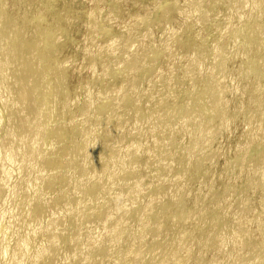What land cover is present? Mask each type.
<instances>
[{"label": "bare ground", "instance_id": "6f19581e", "mask_svg": "<svg viewBox=\"0 0 264 264\" xmlns=\"http://www.w3.org/2000/svg\"><path fill=\"white\" fill-rule=\"evenodd\" d=\"M1 1L2 14L5 0L2 3ZM183 1V4L191 6V12L189 11L190 14L187 15L185 23L178 33L174 31L165 33L164 31L173 21L168 20L167 16L172 12L180 14V12L183 13L182 10H185V8L181 10L180 7L178 9V5L175 7L173 0L169 6H165L161 10L159 18L157 15H145L139 18L138 22L136 21L135 25L138 24L144 32H137V35L144 34L142 39L139 38L142 41L137 42L136 39L138 40L140 36H135V39L132 35L134 39L127 40L129 42L123 44L122 36L120 40L117 39L119 37L114 36L116 39L113 37L107 46L104 45L107 48L106 57L114 58V60L110 59L112 62H109L112 65L102 68L101 77L122 82L117 90H112L107 86V88H100L99 94H96L98 95L97 101L92 97L91 99L94 100L92 102L93 100L88 97L87 84L82 89L79 87L85 97L75 106L77 112L75 114L71 113L70 108H67L68 98L64 99L63 109H61L62 116L70 113V119L66 125L72 128L79 137L81 135L82 142L73 145L72 141L71 148L62 149L64 140L62 125L64 124L60 125L62 128L59 127L60 129L55 132L53 130V133L50 134L52 141L50 146L48 145L50 147L48 154L52 160L44 161L41 166H38L39 169L34 172L37 173V176L35 175L37 181L33 179L34 182L32 181V184L30 182L34 189L37 188L35 192L32 188L36 193L35 196L30 191L32 193L30 199L33 196L35 198L34 202L30 203L31 207L33 206V208L30 207L31 214L26 222H24V219L26 220L24 215V218L17 221L22 224L20 232H16L18 230L16 227L20 224L18 225L14 221L19 217L17 215L19 211L16 213L18 217L14 218L11 214L10 218L14 219L10 220L11 223H7L8 230L12 229L11 234L12 236L17 235V239L14 243L12 241V248L9 246L8 252H11L7 256L6 264H264V0H248L255 11V18L250 24L246 23L249 25V35L245 38L244 48L250 50L248 51L251 58L250 60L246 59V63L250 68L247 69L249 71L253 69L254 74L248 77L250 79H247L246 76L244 92L247 95L248 107L234 109L233 114L242 113L245 115L246 131L243 138L241 136L242 139L236 143L235 150L236 147L239 150L234 152L232 157L228 155V150L224 145L219 142L222 132L228 130L229 126L231 128L235 119L229 112L226 100V94H229L230 89L226 87L225 82L230 77L225 72L223 54L219 49L212 52L213 61L210 62L207 72L202 78H199L198 73L202 69L204 70L205 55L194 57L196 59L193 58L186 65L180 66L183 71L182 77L175 79L173 76L175 73L167 75L160 73L156 80L148 81V89L141 88L150 76L149 74L153 70L155 71L156 65L159 66L161 60L169 59L170 53L167 52L169 49L177 51L197 45V42L194 43L196 37L191 35L192 28L197 26L198 31L205 29L206 23L210 22L211 15L217 11L219 6L224 5L227 14L225 18H222L224 26L219 32L217 31L218 35L214 42L219 41V38L222 39L221 37L228 33L235 35V31L238 29L240 33V27L230 32L227 30V26L232 20L238 22L239 26L243 25L240 21L241 11L238 14L234 12L238 8L246 7L248 5L246 0H237L238 2L236 0ZM44 11H51V9L46 7ZM61 12L68 16L71 13V8L66 6ZM4 13L6 12L4 11ZM111 13L119 19H123L122 17L125 16L122 5L118 3L111 8ZM182 15L184 16V14ZM56 16L54 15L52 18L49 28L41 26L44 18L41 20L42 18L39 16L28 13L21 18H14L12 21L9 18H2V20L0 17L2 28H6L5 33H1L4 37L7 35L6 38H3L5 41L0 40L2 41L0 47L3 46L0 51V75L2 78L0 94L2 97L5 96L3 101L7 100L5 105L7 123H12V132L9 133L7 130L0 141L2 150L0 156V203H4L3 193L14 175L13 165L19 164L17 168L13 169L16 171L18 169V172L23 171L24 173L22 172L21 175L24 174L26 177L29 172L25 175V171H30L35 166L39 151L44 148L45 141L43 140L45 138L43 139V135L47 133L46 123L50 114L44 108V112L48 115L45 114L46 116L44 115L42 118L40 115L42 107L40 106L45 103L46 89L50 85L47 80V69L51 66H48L47 62L54 54L63 50L66 28L69 23V18H61V14H56ZM91 17L92 15L88 22L89 25L97 26L96 16L94 19ZM115 18L111 20L113 21ZM159 19L167 20L162 26L167 39L163 40L162 45L160 44L161 47L158 44V48L155 43L156 46L149 40L152 35L153 23ZM30 26H33L31 30ZM101 27L103 26L101 25ZM170 27L167 28L169 31ZM135 28H132L131 31H135ZM99 30L101 31L102 28ZM102 31L104 34V30ZM107 32L108 29L104 36L108 37L109 33L107 35ZM58 35L62 37V43L56 46L55 41H57ZM13 37L16 41L11 43L9 40H12ZM180 39L183 41L179 42ZM7 42L11 44L8 45ZM90 45L92 47L93 44ZM120 45L122 48L119 50ZM130 49L143 61L144 64L142 63L141 67L139 66L140 62L137 61L139 59H136L131 54L132 52L128 54L127 50ZM195 51L198 52V50ZM100 54L96 51L91 53L88 60L90 70L95 68V59L99 58ZM68 61L65 59L58 63L54 59L56 70L53 69L52 72L55 75L65 73L63 66L69 65L70 61L69 63ZM175 64H173L174 68L177 67ZM243 65L245 62L240 66L239 72L245 71ZM248 70L246 73L250 74L251 72ZM170 71L172 72V70ZM95 72H92V75ZM134 72L137 73L136 76H132ZM58 80H56L57 85L59 84ZM54 87L57 86L54 85ZM36 94H39V97ZM47 94L49 95V93ZM57 94L54 92L53 97ZM37 97L38 101L35 103ZM172 99L179 101L170 110L169 102ZM202 101L205 102L206 109L203 112L204 115L200 116L203 117L201 120L203 125L200 124L201 122L199 123L201 118L196 115L197 110L202 111V105H200L203 104ZM2 104L4 105V103ZM252 104L254 110L251 111ZM92 105H95L97 109L95 125L90 130L87 129L83 132L78 127L80 125L78 121L89 117L88 112H90V108H93ZM128 125L133 126L132 131L128 130ZM183 136L188 137L187 144H182L177 140L178 137L184 138ZM149 139L153 142L150 147L147 145ZM126 141V145H123ZM195 149L197 150L195 158L189 160L187 154L192 153ZM122 153L125 155L121 156L123 158L118 163L116 159ZM159 155L164 158L163 163ZM43 156L45 155L43 154ZM221 157L223 163L218 165L217 160ZM41 158L39 157L40 161L44 157ZM16 160L19 161L18 164ZM187 160H192V162ZM230 161L237 169L238 174L236 175L241 181L232 184L229 188L226 186L227 188L221 194H217L216 179L222 178L225 172L228 173L229 168L227 169V167L231 165H227V163ZM155 162H158L157 168ZM6 164L10 165V168H5ZM153 164V168L156 169L151 168ZM138 168H143V173L138 172ZM245 172L248 177L246 176L247 178L244 180L242 177ZM169 173L171 175H168ZM19 174L17 173V175ZM167 177H169L168 181L164 182ZM56 180L58 183H55V185L57 184L55 186ZM25 182L31 187L27 181ZM146 182L152 183L146 185ZM24 187L27 189H23V192L26 193L28 190L26 194L29 196V188L25 185ZM24 187L21 186V188ZM19 189L11 193L10 201L13 202L18 196L21 208L27 209L26 205H29L27 201L30 199L27 198L29 200L26 201V194L20 193ZM167 191L168 194L172 191V195L169 194L170 197L167 196ZM124 197H126L125 201ZM93 200L96 201L95 204H90V207L88 205L89 208L85 213L83 210L82 214L79 209L87 205L88 202L94 203ZM139 200H146V205L141 206L140 204L139 206L136 203ZM204 201H207V206L204 203L206 208L203 209L201 205ZM200 206L202 210L199 209ZM113 208H115L114 211H112ZM64 211L63 216L61 212ZM114 212H120L119 217L114 216ZM106 215L109 217L107 218ZM105 218L111 219L107 222L108 220ZM121 221L123 224H120ZM127 222L131 225V232L124 226ZM69 224L75 227L74 231L69 233L70 235L68 232L66 233V227ZM99 225L103 226L101 230L107 232V236L109 233L111 234L109 240L107 236L104 238L105 241L106 239L109 241V243L105 242L108 243L106 246L99 242L102 245L100 246L97 243L98 240L93 241L98 239L95 236V230L100 231ZM91 230L94 232L92 233ZM6 236L8 237V233ZM5 240L0 238V259L4 257L5 252L8 253L7 248H3L7 245L6 243H9L6 242L4 245ZM64 241L68 246L65 245L66 248L59 247L65 249L57 251L55 245L61 246L60 243H64ZM146 241L149 242L148 245H144L147 243ZM96 245L100 247L94 250L96 256L90 255L94 256L91 257L90 263L79 257L87 248L92 251ZM124 246L126 248L123 249ZM147 255L149 258L146 257ZM83 257L86 258L85 255Z\"/></svg>", "mask_w": 264, "mask_h": 264}, {"label": "rangeland", "instance_id": "374dc122", "mask_svg": "<svg viewBox=\"0 0 264 264\" xmlns=\"http://www.w3.org/2000/svg\"><path fill=\"white\" fill-rule=\"evenodd\" d=\"M3 1V0H2ZM2 1H1V3H2ZM102 1V2H101ZM119 0H5V2H4V6L6 7H3L4 8V10H3V13L1 14V10H0V17H1V19L3 18H9L10 19V21H12L14 18H21L24 14H26V13H28V14H32V15H35V16H39L40 18H42L41 20H43V18H44V20H43V22H42V24H41V26L42 27H44V28H49L50 26H51V24H52V18L54 17V15L56 16V14H61V18H69V23L67 24L68 25V27L66 28L67 30H66V33H65V45H64V47H63V50H61V51H59L58 52V54H54V56L53 57H51L49 60H48V62H47V65L48 66H51V67H48L49 69H51V70H49V69H47V80H48V82H49V87L47 86V89H46V92L47 93H49V95L46 93V96H47V98L45 99V103H43L40 107H42L41 108V112H42V114L40 113V115H41V117L43 118L44 117V115L46 114V112H44V110L45 111H47V113L48 114H50L49 115V118H48V120H50V121H48L47 120V125H46V132L47 133H44V135H43V141H45L44 142V148L42 149V150H40L39 152V155H38V157H37V162L40 164H38L37 162H36V164H35V166L37 167V168H32V169H30V171H25V175H26V177L24 176V174H22L21 175V173L23 172H18V169H17V171L16 170H14L13 168H17V166L19 165L18 163H19V159L18 160H16V162H17V166H14L13 165V167H12V170H13V172H14V175H13V177L11 178L12 180H11V182H9V184L7 185V187H6V189H5V191H4V193H3V196L2 197H4L5 198V200H4V203L2 202V203H0V238L2 237V238H4V240H5V237H7L6 236V234L8 233V237H7V239L5 240V242H4V245H6L5 247H3L4 249H6L7 250V252H8V250H10L9 248L11 247L12 248V246H11V243H12V241H13V243L15 242V240L17 239V235H13L12 236V234H11V231H12V229L9 231L8 230V228H7V226H8V224L9 223H11L10 222V220H13L14 218H16V217H18V218H16L17 220H15L14 219V221L16 222V224H20L18 227H16V229H20L19 231L17 230L16 232H20L21 231V229H22V227H21V222L20 223H18L17 221H19L20 220V218H24V216H25V218H26V220L24 219V222H26L27 220H28V217L30 216V212H31V210L32 209H30V207H31V205L32 204H30L31 202L33 203L34 202V200H35V198H34V196H35V194L36 193H34L35 191H36V189L37 188H35L34 189V187H32L31 186V184H32V181L34 182V180L35 181H37V178H36V176H37V173H34L35 171H37L38 169H39V167L38 166H41L42 165V163L44 162V161H48L49 159H51L52 160V158H50V156H49V151H50V149H48V148H50L49 146V144L51 143V136H50V134L51 133H53L52 131L54 130V132H55V130H57V129H60V128H62V126L64 127V128H62V129H64V140H63V144H62V146H61V148L62 149H67V148H71V144L73 143V145H75V144H80L82 141H81V135H80V137H79V135H77V134H75L74 132H73V130H72V128H70L69 126H67L66 125V123H68L69 122V119H70V113L68 114H66V116L64 115V116H62L63 115V113H62V110L61 109H63L62 108V105H63V103H64V99L65 98H68V100H69V104H68V106H67V108L69 109L70 108V110L72 111L71 113H73V114H75V113H77L76 112V105H78L83 99H84V94L81 92V89H82V87L83 86H85V84H87L86 86H87V88H88V92H89V95H88V97L91 99L92 97L97 101V99H98V95H96L97 93H98V91H100L101 89H103V88H110V89H112V90H117L118 89V87H119V85L122 83V82H120L119 80H116V81H111V80H109V79H107V78H105V79H103L101 76H102V73H103V67H105V66H108V65H112V61L114 60V58H110V59H112V61L109 59V58H107L106 57V52H107V48L104 46V45H108L110 42H111V40L113 39V37L115 36L116 38L117 37H119V38H117L118 40H120V38H121V36H122V38H121V40L123 39V41H121L123 44L124 43H127V42H129V41H127V40H131L132 38L134 39V37L136 36V37H138V36H140V37H138V40L136 39V37H135V39H136V41L137 42H139V40L140 39H142L143 37L142 36H144V34L143 35H139V34H141V33H144L142 30H141V27H139L138 26V24L137 25H135L136 24V21L139 19V18H142V17H144L145 15H150V16H152V15H157V18H159V16H160V12H161V10L165 7V6H169L170 5V2L171 1H173V0H120L119 2H118ZM175 2V7H177L176 5H178V9H180L181 8V10L182 9H184L185 8V10H182L183 11V13L182 12H180V14L178 13V12H172L171 14H169L168 16H167V18H169L168 20H173V21H171V27H170V24L168 25V27H166L165 28V33L167 32V33H169V32H176V33H178L179 31H180V29H181V26H183L184 25V23H185V19H186V17H187V15H189L190 14V12H191V6H189V5H187V4H183L184 3V1L183 0H174ZM190 1H193V0H190ZM237 1V0H236ZM101 2V3H100ZM238 2V1H237ZM246 2H248V5L245 7V6H243L244 8H238V10H235V12L234 13H236V14H238L240 11V14H241V19H240V21H242V23L241 24H243V25H241V26H239L240 24H238V22H236V21H234V20H232L229 24H228V26H227V30L228 31H230V32H233V31H235L236 29H238L239 27H240V33L238 32V30H236L235 31V35H234V33L233 34H231V33H228V34H226V35H223L221 38L222 39H218L219 41H217V42H214L215 41V37H217V35H218V32L221 30V28L224 26V23L222 22V18H225V16H226V14H227V10H226V8L224 7V5H221V6H219L218 8H217V11H215V13H213L212 15H211V20H210V22H207L206 23V26L207 27H205V29H203V30H200V31H198V27L196 26L195 28H192V30H191V35H194V37H196L195 39H194V43H196L197 42V45L195 46L196 47V49H195V47H191V48H188V49H178L177 51L176 50H172V49H169L167 52H169L168 54L170 55V57L168 56V58L169 59H167V60H161V63H160V65L158 66V65H156V69H155V71L153 70L151 73L152 74H154V75H152L151 73L149 74L150 76L148 77L149 78V80H148V78H147V80L144 82V85L142 84V89H148V84L147 83H149L150 81H154V80H156L158 77H159V75H160V73H162L163 75H167V74H173V73H175V74H173V76L175 77V79H178V78H180V77H182V73H183V71H182V69H180V66H184V65H186L191 59L193 60V58L194 57H198V56H204L205 55V66H204V70L202 69L199 73H198V75H199V78H202L205 74H206V70H207V67L209 66V64H210V62H212L213 61V57L211 56L212 55V52H214V50H216V49H219L220 51H221V53L223 54L222 55V60L224 61V63H225V72L226 73H228L229 74V77L230 78H228L227 80H226V87H228V89H230V91L228 92L229 94H226V100H227V104H228V106H229V112H230V114H233L234 113V109L235 108H241V107H248V105H247V95L245 94V92H244V87H245V85H246V76H247V79H250V78H248V77H251L250 75H253L254 73L252 72V71H254L252 68V71L250 70H248V69H250L249 68V66L247 65V60H250V58H251V56H250V50L248 51L247 49H245L244 48V44H245V38H247L246 36H248L249 35V25L248 24H246L247 22L250 24V22H252V20L255 18V11L253 10V7H252V5L249 3V1L248 0H246ZM112 3V4H111ZM121 4L122 5V7H123V9H124V11H125V16L124 17H122L123 19H119V18H115L113 15H111L112 13H111V8L115 5V4ZM157 3V4H156ZM137 5V6H136ZM160 5V6H159ZM182 5V6H181ZM183 5H186V6H183ZM66 6H69L70 8H71V13L68 15V16H66V15H64V13L63 12H61V11H63V8H65ZM46 7H50V9H51V11H44V10H46ZM180 7V8H179ZM0 8H1V6H0ZM157 8V9H156ZM29 9V10H28ZM159 9V10H158ZM190 9V10H189ZM240 9V10H239ZM158 10V11H157ZM4 11L6 12V13H4ZM94 11V12H93ZM157 11V12H156ZM190 11V12H189ZM30 12V13H29ZM40 12V13H39ZM100 12V13H99ZM102 12V13H101ZM150 12V13H149ZM250 12V13H249ZM89 13H91V14H89ZM93 13H94V15H93ZM188 13V14H187ZM42 16H41V15ZM182 14H184V16L182 15ZM7 15V16H6ZM89 15V16H88ZM92 15V17H93V19L95 18V16H96V18H95V21L97 20V22L99 21L100 23L98 24L97 22H96V24H97V26H95L94 25V27L92 26V25H89V23L88 22H90L89 20H90V16ZM111 15V16H110ZM250 15V16H249ZM108 16V17H107ZM197 16H198V14H197ZM196 16V17H197ZM244 16V17H243ZM57 17V16H56ZM91 17V18H92ZM219 17V18H218ZM12 18V19H11ZM100 18V19H99ZM115 18V20H111V19H114ZM166 18V17H165ZM0 19V40H3V38H6L7 37V35H5L6 37H4L3 36V34L5 33V29L6 28H2V20ZM103 19H105L104 21H103ZM244 19V20H243ZM72 20V21H71ZM111 21V22H110ZM134 21V22H133ZM166 21L167 20H165V19H159L158 21H154V23H153V28H152V30H151V39L149 40V41H151V43H153V45H154V43L157 45H154V46H156V47H158L160 44L162 45V42H163V40H165V38L167 37V35L166 34H164L163 33V30H162V26H164V24L166 23ZM109 22V23H108ZM138 22V21H137ZM244 22H245V24H244ZM126 24H128L129 25V28H128V25H126ZM133 24V25H132ZM66 25V26H67ZM100 25V26H99ZM101 25L103 26V27H101ZM111 25V26H110ZM214 25V26H213ZM234 25V26H233ZM248 25V26H247ZM90 26V27H89ZM135 26H136V28H135ZM96 27V28H95ZM99 27V28H98ZM170 27V31L167 29V28H169ZM216 27V28H215ZM237 27V28H236ZM33 28V26H30V30ZM91 28H93V29H91ZM100 28H102V30H104V34H103V31L101 30H99ZM132 28H135V31H131L132 30ZM218 28V29H217ZM242 28V29H241ZM4 29V30H3ZM107 29H108V32H107V35H108V33H109V35H108V37L107 36H104L105 35V32L107 31ZM171 29H173L172 31H171ZM3 30V31H2ZM106 30V31H105ZM88 31V32H87ZM204 31H205V33H204ZM218 31V32H217ZM1 32H3V34L1 33ZM137 32H141V33H139L138 35H137ZM92 33V34H91ZM132 33H134V34H132ZM163 33V34H162ZM197 33H199L198 34V36H197ZM217 33V34H216ZM237 33V34H236ZM247 33V34H246ZM99 34H101V35H99ZM103 34V35H102ZM123 34V35H122ZM136 34V35H135ZM94 35V36H93ZM132 35H134V37L132 36ZM160 35H165V36H163L164 37V39L162 38V36L160 37ZM3 36V37H2ZM124 36V37H123ZM231 36H232V38H231ZM236 36V37H235ZM243 36V37H242ZM91 37H93L92 39H91ZM114 37V38H115ZM128 37H129V39H128ZM142 37V38H141ZM155 37V38H154ZM206 37V38H205ZM242 37V38H241ZM115 38V39H116ZM140 38V39H139ZM205 38V39H204ZM231 38V39H230ZM14 39V40H13ZM97 39V40H96ZM100 39V40H99ZM153 39V40H152ZM167 39V38H166ZM200 39V40H199ZM235 39V40H234ZM238 39H239V41H238ZM9 40V39H8ZM7 40V41H8ZM56 40L57 41H55V45L57 46V45H59L60 43H62V37L60 36V35H58L57 36V38H56ZM204 40V41H203ZM244 40V41H243ZM3 41H5V40H3ZM11 43H14L16 40H15V37H13L12 38V40H9ZM13 41V42H12ZM140 41H142V40H140ZM147 41V40H146ZM148 41V42H149ZM183 41V39H180V41L179 42H182ZM10 42H7V43H9L8 45H10L11 43ZM57 42V43H56ZM93 44L92 45V47H91V45L90 44ZM243 43V45H241ZM0 44H2V41H0ZM96 44V45H95ZM159 44V45H158ZM211 44V45H210ZM161 45L159 46V47H161ZM213 45V46H212ZM233 45V46H232ZM97 48H96V47ZM1 47H3L2 45H1ZM0 47V51L2 50V48ZM85 47V48H84ZM86 47H87V49H88V51H86L87 49H86ZM90 47H91V49H90ZM134 47V46H133ZM136 47V46H135ZM158 47V48H159ZM104 48V49H103ZM122 48V45H120L119 46V50ZM238 48V49H237ZM102 49H103V51H102ZM132 49V51H133V48H131ZM131 49L128 51L127 50V52H128V54H130V52H132L131 51ZM227 49V50H226ZM84 50H85V52H88L87 54L84 52ZM118 50V51H119ZM195 50H198V52L197 51H195ZM208 50H209V52H208ZM226 50V51H225ZM93 51L95 52H100L101 54H100V56H99V58L97 57L96 59H95V62H94V69L96 70V72H95V70L94 69H92V70H90V67H89V65H88V60H89V58H90V55H91V53H93ZM194 51V52H193ZM91 52V53H90ZM175 52V53H174ZM201 52H202V54H201ZM204 53V54H203ZM231 53V54H230ZM85 54V55H84ZM131 54H133L134 55V52H132ZM196 54H198V55H196ZM208 55V57L206 58V56ZM135 56V58L137 59H139V56L138 55H134ZM137 56V57H136ZM181 56V57H180ZM250 56V57H249ZM180 57V58H179ZM196 58H194V59H196ZM249 58V59H248ZM54 59H56L57 61H58V63H60V62H62V61H64L65 59H68L69 61H70V63H69V61H68V63H69V65L67 66H63V72H65V73H63L62 75L60 74V75H55L52 71H53V69H55V67H54V65H55V63H54ZM182 59H183V61H182ZM186 59V60H185ZM210 59V60H209ZM232 59V60H231ZM247 59V60H246ZM179 60V61H178ZM207 60V61H206ZM252 60V59H251ZM85 61V62H84ZM109 61H111V62H109ZM138 62H140L139 64H141V65H139L140 67L144 64L143 63V61L141 60V59H139V60H137ZM180 62V63H179ZM227 62V63H226ZM244 62H245V65H243V67H245V68H243V70H245L244 72H239L238 70H239V68H240V66L242 65V64H244ZM143 63V64H142ZM174 63H176L175 64V66L177 65V67L176 68H174L173 66V64ZM242 63V64H241ZM171 67H173L172 69H171ZM179 67V68H178ZM67 68V69H66ZM103 68V69H102ZM159 70H158V69ZM248 68V69H247ZM175 69V70H174ZM56 70V69H55ZM170 70H172V72L170 71ZM236 70V71H235ZM247 70L249 71V72H251L250 74L249 73H246L247 72ZM95 72V74L93 73V75H92V72ZM156 71H159V73H156ZM137 72V71H136ZM155 72V73H154ZM239 74H238V73ZM135 73V72H134ZM132 74V76L134 75V76H136L137 75V73H135V74ZM65 74V75H64ZM177 74V75H176ZM248 74H249V76H248ZM95 75V76H94ZM100 77H99V76ZM202 75V76H201ZM99 77V81H98V78ZM151 77H152V79H151ZM236 77H238V78H236ZM102 78V79H101ZM57 79H59L58 80V82H59V84L57 85L56 84V80ZM0 80H2V78H1V75H0ZM96 80V81H95ZM101 80V81H100ZM104 80V81H103ZM51 81V82H50ZM149 81V82H148ZM5 83V82H4ZM4 83H2V84H4ZM103 83V84H102ZM0 84H1V82H0ZM108 84H109V86H108ZM5 85V84H4ZM4 85H2V86H4ZM54 85L55 86H57V87H54ZM107 86V87H106ZM60 87V88H59ZM81 89H80V88ZM55 88V89H54ZM101 88V89H100ZM55 91H54V90ZM67 89V90H66ZM100 89V90H99ZM238 90V91H237ZM48 91H50V92H48ZM58 91V92H57ZM233 91V92H232ZM42 92H43V89L41 90V94H42ZM54 92H56V93H58L56 96H54L53 97V94H54ZM232 94H231V93ZM244 92V93H243ZM90 94H92V95H90ZM99 94V93H98ZM38 97H39V94H36ZM35 95V96H36ZM241 95V96H240ZM245 96V97H244ZM38 97L36 98V101H35V103L38 101L37 99H38ZM58 97V98H57ZM77 97V98H76ZM3 98V99H2ZM52 98H55V99H53L52 100ZM2 99V100H1ZM6 99H7V96H6ZM57 99V100H56ZM243 99V100H242ZM3 100H5V96H1V94H0V114H1V119H0V141H1V137L3 136V134L4 133H6V131L8 130L9 131V133H11L12 131V123L11 122H8L7 123V109H6V102H7V100L6 101H3ZM91 100H93V99H91ZM73 101H74V103H73ZM178 99H172L170 102H169V109L171 110L173 107H175V105L176 104H178ZM241 101V102H240ZM92 102H94V100L92 101ZM203 102V101H202ZM201 102V103H202ZM2 103H4V105L2 104ZM48 104V105H47ZM57 104V105H56ZM59 104V105H58ZM73 104V105H72ZM205 102H203V104H200V105H202V107H201V110L202 111H198L197 110V112H196V115H198L197 117H200L201 115L203 116L204 115V110L206 111V109H205ZM5 108H4V107ZM45 106V107H44ZM235 106V107H234ZM92 107L93 108H90L89 109V111L90 112H88V115H89V117L87 116V118L86 119H81L80 120V118L78 119V120H80V121H78L79 122V124L80 125H78V127H79V129L82 131L83 130V132L84 131H86L87 129H91L94 125H95V121H96V113H97V109H96V106L95 105H92ZM234 107V108H233ZM3 108V109H2ZM45 108V109H44ZM54 109V110H53ZM50 110V111H49ZM92 110V111H91ZM250 110L252 111V110H254V106H253V104L251 105V107H250ZM6 111V112H5ZM55 111V112H54ZM44 112V113H43ZM199 112V113H198ZM232 112V113H231ZM6 113V114H5ZM198 113V114H197ZM3 114V115H2ZM48 114H46V115H48ZM52 114V115H51ZM205 114H206V112H205ZM45 115V116H46ZM238 115V116H237ZM237 115H235V114H233V117H235V119H234V122L232 123V125H231V128H230V126H229V128H228V130H225V131H223L221 134H222V136L221 137H219V142L220 143H222V145H224V147L228 150V155H230L231 157L234 155V152H237V150H239V148L238 147H236V150H235V145H236V143L240 140V139H242L243 138V136H244V132L246 131L245 129H246V123L244 122V118H245V115H243L242 113H240V114H237ZM6 116V117H5ZM53 116V117H52ZM57 116V117H56ZM6 119H5V118ZM60 117V118H59ZM53 118V119H52ZM63 118V119H62ZM201 118V117H200ZM203 118V117H202ZM202 118L200 119V121H199V123L201 122V120H202ZM238 118V119H237ZM59 120V121H58ZM86 120V121H85ZM89 120V121H88ZM65 121V122H64ZM49 122V123H48ZM60 122V123H59ZM6 123V124H5ZM171 123H173L172 122V120H171ZM61 124H64V125H62V126H60ZM86 124H87V126H86ZM91 124V125H90ZM200 124H202L203 125V122H201ZM66 125V126H65ZM202 125H200V126H202ZM81 126V127H80ZM5 127V128H4ZM60 127V128H59ZM85 127V128H84ZM133 126L132 125H128L127 126V128H128V130H131L132 131V128ZM67 128V129H66ZM204 128V127H203ZM203 128H202V130H203ZM4 130V131H3ZM11 131V132H10ZM229 132V133H228ZM241 136H242V138H241ZM184 138H177V140L180 142V143H182V144H187V142H188V137L186 136H183ZM73 141V142H72ZM80 141V142H79ZM72 142V143H71ZM126 143H127V141L123 144V145H126ZM49 145V146H48ZM147 145L150 147V146H152L153 145V142H152V140L151 139H149V141L147 142ZM213 146H215V144H213ZM238 148V149H237ZM231 149V150H230ZM240 149H241V147H240ZM2 150L0 149V156L2 155V152H1ZM42 151V152H41ZM195 151H197L196 149L194 150V151H192V153H190V154H187V155H189V156H187V158H189V160L190 159H193V158H195V154H196V152ZM230 151V152H229ZM193 152H194V154H193ZM239 152V151H238ZM225 153V152H224ZM43 154L46 156H43ZM123 155V157H124V153H122L120 156H118V158L116 159V160H118L117 162L119 163V161L120 160H122V158H121V156ZM45 158V160H44V158ZM160 156V155H159ZM39 157L43 160H41L40 161V159H39ZM161 157V156H160ZM192 157V158H191ZM120 158V159H119ZM47 159V160H46ZM162 159V160H161ZM160 160L162 161V163H163V160H164V158L163 157H161L160 158ZM159 160V161H160ZM189 160H187L188 162H192V160L191 161H189ZM161 161L159 162V163H161ZM121 162V161H120ZM217 163H218V165H222V163H223V158L221 157V158H219L218 160H217ZM232 162L230 161V162H228L227 163V165H231V166H228L227 167V169H228V173H224V175H222V178H219L218 177V179H216V182H215V184H216V192H217V194H221L223 191H224V189H226L227 187L229 188L232 184H236V183H240V178H238L237 177V175L236 174H238V172H237V169L233 166V164H231ZM155 165L156 164H158V162H155L154 163ZM154 164L153 165H151L152 167L151 168H153V166H154ZM156 168L158 167V165H156L155 166ZM154 167V168H155ZM235 168V169H233V168ZM5 168H10V165H8V164H6V166H5ZM153 168V169H154ZM155 168V169H156ZM34 169V170H33ZM232 169V170H231ZM33 170V171H32ZM138 172H140V173H143V168H138ZM16 171V172H15ZM32 171V172H31ZM17 173H20L19 175H17ZM24 173V172H23ZM171 173V172H170ZM168 174V175H171V174ZM247 174V172H245L244 173V175H243V177H242V179H246L248 176L246 175ZM36 175V176H35ZM232 175V176H231ZM20 176H21V178H20ZM31 177V178H29V177ZM236 176V177H235ZM247 176V177H246ZM24 177H25V179H24ZM28 179V180H27ZM34 179V180H33ZM168 179H169V177H167V178H165V180H164V178H163V180H164V182H167L168 181ZM14 180V181H13ZM25 181H27L29 184H30V182H31V184H30V186L31 187H29L28 186V184L25 182ZM57 181V180H56ZM58 181H59V179H58ZM58 181L57 182H54V185H55V183H58ZM26 183V184H25ZM152 183V182H151ZM150 182H146V185H149V184H151ZM181 183H183V182H181ZM24 185L26 186V187H28L29 188V196L26 194V193H28V190H27V192L25 193V192H23V189H27V188H25L24 187ZM57 185V184H56ZM55 185V186H56ZM13 186V187H12ZM21 186H23L24 188H21ZM55 186H54V188H55ZM227 186V187H226ZM22 189V190H20V189ZM34 189V192H33V189ZM12 189V190H11ZM19 189V191H20V193H24V194H26V201L27 200H29L31 197H32V193H33V200L32 199H30L29 201H27V203H29V205H26V207H27V209L26 208H21V206H20V203L19 202H21V201H19V197L17 196L16 197V200L14 199L13 200V202H11L10 200V197H12V192L14 191V190H18ZM106 190H107V188H106ZM19 191H18V193H19ZM22 191V192H21ZM32 193H31V192ZM173 191V190H172ZM172 191L169 193V194H171L172 195ZM7 192V193H6ZM111 193V192H110ZM167 193V196L168 197H170L171 195H169L168 194V191L166 192ZM6 194H8V195H6ZM28 196V197H27ZM166 196V195H165ZM166 196V197H167ZM258 197V195L256 196V198ZM18 198V199H17ZM27 198H29V199H27ZM3 199V198H2ZM9 199V200H8ZM125 199H126V197H124V201H125ZM168 199V198H167ZM10 201V202H9ZM15 201V202H14ZM17 202V203H16ZM92 202V201H91ZM93 202L94 203H90V202H88V204L87 205H85L83 208H80L79 210H80V212L82 213L83 212V210H85L83 213H85L86 212V210L91 206L90 204H95V202L96 201H94L93 200ZM134 203H135V200L133 201ZM139 202V203H138ZM136 201V203L140 206V204H141V206H144V205H146V200H139V201ZM146 202V203H145ZM253 202H254V197H253ZM8 203V204H7ZM16 203V204H15ZM98 203H100V202H98ZM145 203V204H144ZM204 203L206 204L207 203V201H204L203 203H202V205L201 206H203V209L204 208H206V206H207V204H206V206L204 205ZM88 205H89V207H88ZM13 206V207H12ZM199 207V209L200 210H202V207ZM205 206V207H204ZM15 207V208H14ZM16 207H17V209H16ZM87 207V208H86ZM12 210H11V209ZM31 208H33V206L31 207ZM85 208V209H84ZM16 209V210H15ZM26 210V211H25ZM28 210V211H27ZM115 210V208H113V210L112 211H114ZM206 210V209H205ZM17 211V212H16ZM18 211H19V213H18ZM111 211V212H112ZM204 211V210H203ZM11 212V213H10ZM12 212H14V213H12ZM25 212V213H24ZM10 213V214H9ZM16 213H18L17 215H16ZM21 213H23V214H21ZM63 213V214H62ZM82 213V214H83ZM115 214H114V216H118L119 217V213L118 212H114ZM11 214H12V216L14 217L13 219L12 218H10V217H12L11 216ZM61 214L64 216V214H65V211L64 212H61ZM122 214V213H121ZM121 214H120V216H121ZM16 215V216H15ZM23 216V217H21V216ZM109 215V214H108ZM108 215H106V217L108 218L109 216ZM110 215H111V213H110ZM9 216V217H8ZM114 216H112V217H114ZM121 218H123L122 216H121ZM121 218H119L120 220H122ZM111 218H109V220H110ZM105 220H108V219H106L105 218ZM109 220L107 221V222H109ZM106 222V223H107ZM8 223V224H7ZM7 224V225H6ZM15 224V225H16ZM72 224V223H71ZM120 224H123L122 223V221H121V223ZM102 225H104V224H102ZM102 225H99V228H100V231H98L97 232V230H95L96 232H95V236H96V238H98V239H95V240H93L94 242H96L97 240H98V244H99V242H100V244L102 243L104 246H106V244H108L109 243V241H107V239H106V241L108 242V243H105L106 241H105V239L104 238H106V236H107V232H104L103 230H101V229H103V226ZM17 226V225H16ZM97 226V225H96ZM101 226H102V228H101ZM125 227H127V228H129L130 229V232H131V225H130V223L128 224V222L126 223V225H124ZM69 227V228H68ZM74 227V225H70L69 224V226L67 225V227H66V233L68 232V235H70L73 231H74V229H75V227ZM7 228V229H6ZM69 230H68V229ZM98 228V227H97ZM73 229V230H72ZM82 229V228H81ZM7 230V231H6ZM99 230V229H98ZM6 231V234L4 233ZM92 231V233L94 232V230H91ZM3 232V233H2ZM104 232V233H103ZM11 235H10V234ZM70 233V234H69ZM102 234V235H101ZM131 234V233H130ZM129 234V235H130ZM161 234H163V233H161ZM11 237H10V236ZM109 236H107L108 237V240H109V237H110V233L108 234ZM101 236V237H100ZM9 237H10V239H9ZM13 237H14V239H13ZM103 237V238H102ZM129 237V236H128ZM159 238H162V237H159ZM126 239H127V235H126ZM151 239V238H150ZM149 239V240H150ZM9 240V241H8ZM66 240V239H65ZM73 240H75V238H73ZM166 240V239H165ZM11 241V242H10ZM148 241V240H147ZM146 241V242H147ZM6 242H9V243H6ZM105 244H104V243ZM6 243V244H5ZM12 243V244H13ZM93 243V242H92ZM148 243L149 242H147V243H145L144 245H148ZM9 244V245H8ZM62 244V245H61ZM84 244V243H83ZM99 244V245H100ZM60 245L61 246H59V244L58 245H55V247H56V250L57 251H59V250H63V249H65L66 248V246H68L67 245V242L66 241H64V243H60ZM66 245V246H65ZM2 246H3V244H2ZM10 246V247H9ZM81 246H83L82 244H81ZM100 246H102V245H100ZM100 246H98V245H96L95 247H94V249H92V251H91V249L90 248H87V250L86 251H83L81 254H80V256H79V254H78V256L79 257H82V259L83 260H86V261H88L89 263L91 262V257H94V256H90V255H95V252H94V250H95V248H97V247H100ZM119 246H120V244H119ZM128 246V245H127ZM59 247H65V248H59ZM123 249L124 248H126V246H124V247H122ZM88 249H89V251H88ZM88 251V252H87ZM10 252L11 251H9L7 254H6V252H5V255H4V257L3 258H1L0 259V264H6V262H7V260H8V255H10ZM90 252V253H89ZM84 253V254H83ZM89 254V255H88ZM85 255L86 256V258L85 257H83V256ZM77 256V257H78ZM96 256V255H95ZM149 255H147L146 257H148ZM5 257L7 258L6 260H5ZM78 257V258H79ZM87 257H88V259H87ZM89 258H90V261H89ZM149 258V257H148ZM5 262V263H4ZM94 263V262H93ZM91 264V263H90Z\"/></svg>", "mask_w": 264, "mask_h": 264}]
</instances>
